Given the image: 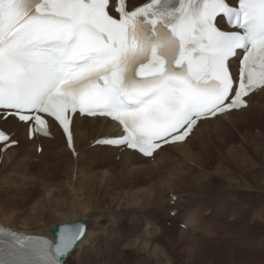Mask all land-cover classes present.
<instances>
[{"label":"snow or ice","instance_id":"6c2138e0","mask_svg":"<svg viewBox=\"0 0 264 264\" xmlns=\"http://www.w3.org/2000/svg\"><path fill=\"white\" fill-rule=\"evenodd\" d=\"M260 90L264 0H0V120L29 139L58 127L72 147L78 114L106 117L121 134L96 143L155 158ZM18 142L0 128V150ZM85 239L84 221L0 226V264H66Z\"/></svg>","mask_w":264,"mask_h":264},{"label":"bare ground","instance_id":"6f19581e","mask_svg":"<svg viewBox=\"0 0 264 264\" xmlns=\"http://www.w3.org/2000/svg\"><path fill=\"white\" fill-rule=\"evenodd\" d=\"M130 1L134 3L131 4V6H134L144 0H129V2ZM263 91L264 90H260L252 94L251 97L261 94ZM249 107L250 103L246 109H241L240 111L234 110L230 113L219 115L206 122H202L194 130V133L188 142L185 144H177L173 147L181 150L183 152V157L166 158L167 161L165 162H173V166L167 170L165 168H167L168 163L163 166L160 165L157 169H154L151 166L148 170H146L148 166L138 165V162H148L155 158H143L136 152L123 148H112L99 145L95 146L94 144H91V142L93 143L99 137L120 134L117 124L106 118H88L79 116L74 118L73 132L74 148L77 152L76 157H74L71 151L67 148L64 136L57 127H53L52 139L35 137L32 141H29L27 133H23V129L18 126L17 122L11 117L8 118L7 121L0 120V122L4 129L11 130L12 132H15L18 128L22 129L21 131H18V133L22 132L21 135L19 134L17 136L16 134L17 139L19 140L20 136L22 143L24 140L28 142L32 147H34V152H36L38 144H41L43 147L40 156L42 161L47 156L49 149L50 151L52 149L56 151L57 147L59 148L62 146L61 152H63L67 159L68 172L70 174H72V171L76 170L78 171V176H80L83 171L82 162L90 157L97 158L96 161H100L98 158H100L99 154L102 152L107 153L106 158L104 157V159L111 158L112 156H117L119 159L118 163L121 169L117 171V173L113 174L114 178L117 175V179H120L119 181H116L118 188L127 185L124 178L127 174L132 172L137 175H143L141 176V180L134 182L136 185L148 182L155 184L156 182L154 181H162L160 186L164 187V190L158 200L161 201L160 203L155 205L153 204L150 208H140L139 203L141 200L138 198H135L134 200L132 199L128 204V207H124L121 201H114L109 206V211H113L115 206H121V208H116L113 212L103 213L101 206L96 203L95 197L92 195L97 189V179H95L97 168H99L97 163L95 162V165L93 164L86 170L85 177L80 178L77 176L72 194L79 197L77 202L78 208H75L71 214L64 216V219H61L64 221L59 222V224L74 222L79 218L86 219L87 239H85L84 242L67 257L66 264H182L178 263V260H182V257H187V260H182L183 264H187L186 262L194 263L195 261L198 264H203L202 262L204 261V263L207 264H214V261H212L211 258L210 260H206L208 257L206 256L207 254H205V251H207L209 247H206L203 240L214 246V248L210 247V251L212 253L210 255L208 254L210 257H215V254L213 253H217L219 255L218 248H222L224 244H226L227 240H229L236 246L240 245L243 249L242 253L238 254L235 253V249L232 248V263L237 261L240 264H264V258H259V253H264V226H262L264 225V188L262 187L264 186V176H261L262 178H260V182L259 180H255L260 187H253L246 178L238 177V181L233 180L234 173L232 172H228L230 174L229 178L221 175L218 176V171L210 173L204 165L201 163L199 164L198 162V158H204L205 155L203 152L199 157L198 155H195L196 153L193 152L195 151L193 149L194 147H192L191 144L192 139L195 138V133L201 131V129H205L206 132L204 133V138H202L201 141L212 147L217 153L222 152L223 147L220 146V144L211 136L210 127L212 126V123H217L221 119H227L232 114L243 113L247 111ZM229 122L231 125L235 123L232 121ZM255 125H260V123L256 122ZM219 128L220 127H218V130ZM234 128L239 127L236 125ZM19 146L20 144L17 147H10L5 151V153H3L0 171L4 172L5 170H8V167L11 165H21V162H24L25 165L32 162L30 159L33 158V156L30 154V151L21 153L18 148ZM173 148L163 150L159 153V155H165V152ZM254 150L257 153L255 156L262 159V163L264 164V152H262L263 148L260 145H256L254 146ZM19 155L21 156L19 157ZM34 157H37V155H34ZM243 159L244 167L249 166L248 172H251L254 158L249 159L246 157ZM188 162L191 164L188 165ZM119 165L115 162L111 164L114 170H116ZM257 165L258 164H256V168L262 171L264 170V165ZM48 169L49 166L35 169L33 168L32 163L25 169L26 176L24 179L26 182L29 181L28 190H30L31 193H33L37 188H40L41 184L47 183V185H50L53 183L50 180L51 176ZM201 172L207 174L204 175ZM111 173H113V169ZM178 173H181L182 175L185 173H191L190 181L192 180V182L189 185H196L197 188L193 190L197 191H193L187 187L184 189L186 194H183L178 187L177 192H172L173 188L170 187V180L180 178L182 175L179 176ZM155 178L158 179L155 180ZM228 181L230 182L226 183ZM66 183L69 184L68 182ZM61 184L62 183H60V185ZM70 185H72V183H70ZM65 187H67V185ZM89 187H94V190L91 189L89 194L83 195V191L80 190H84ZM240 187L253 188L260 191L248 190L246 193H236ZM166 190H168V192H166ZM174 196H177V198L175 199L176 201L172 203L171 201L174 199ZM119 197L122 201L124 200L123 197ZM210 200H212L211 203L208 202ZM247 200L252 201L251 205H247ZM240 201L242 203L243 201H247V203H245V205L241 208L246 214H248L249 208H251L252 214L247 216L243 213L240 218H238V214H236L234 217V214L232 213H235V211H238L239 213V210L236 208V204L237 202L239 204ZM217 202L219 205H222V211H219L220 209L215 210ZM226 202L227 204L224 206V203ZM211 204L213 207L208 208ZM202 209L205 213L203 214V217H207L206 219L201 218V216H198L197 218V213H199ZM86 210L88 213H86ZM229 210L232 213L228 214ZM79 211L80 217H78ZM172 211H175L174 215L171 214ZM228 215L233 218H229ZM0 221L2 224L8 225L4 222L5 220L1 218ZM202 221L204 222L201 223ZM254 221L259 222V224L252 227L250 224ZM168 222H172L171 227L167 225ZM181 222L187 225V230L178 227V224ZM57 225L58 224H55L54 227L49 228L47 232L30 231L35 234H41L53 238L51 229H55ZM203 227L208 228L207 231ZM242 228H244V231L236 232L238 239H236V237L232 238V231L241 230ZM190 229H193V232H190ZM222 232L226 234L223 239L221 238L222 236H219L221 239H214L215 236L222 234ZM206 234L208 236H211L210 234H212L213 237L208 238V236L206 237ZM177 251L178 254H176ZM253 254L258 258L251 257Z\"/></svg>","mask_w":264,"mask_h":264},{"label":"rangeland","instance_id":"374dc122","mask_svg":"<svg viewBox=\"0 0 264 264\" xmlns=\"http://www.w3.org/2000/svg\"><path fill=\"white\" fill-rule=\"evenodd\" d=\"M131 4H134V3L131 2ZM229 121H232L235 123L231 125ZM256 122H259L260 125H255ZM219 124H221L222 126ZM236 125H238L239 128H234V126ZM218 127H220L219 130H218ZM21 130L22 129L18 128V130H16L14 133H16L17 136L19 134L21 135L22 132L18 133V131H21ZM205 132H206L205 129H201V131H198L197 133H195V138L193 137L194 139H192V143H191L192 147H194L193 149L195 151L193 152L196 153L195 155H198L199 157L201 156L202 152L205 155L204 158L203 157L198 158L199 164L201 163L202 165H204L205 168L210 173L212 172L215 173L216 171H218L219 172L217 174L218 176L221 175L223 177L226 176L229 178L230 174L228 172H232L234 173L233 180L238 181L239 178H246L249 181V183L252 184L251 186L260 187V185H258V183H256L255 180H259L260 182L261 180L260 178L264 176V170L262 171L256 168V164H258L257 166H259V164H262V165L264 164L262 163L263 162L262 159L255 156L257 153L254 150V146L260 145L263 148L262 152H264V91L261 94H257L254 97L250 98V107L247 111L243 113L232 114L227 119H221L217 123H212V126L210 127L211 136L216 140V142L220 144V146L223 147L222 152L217 153L212 147H210L209 145L201 141L202 138H204ZM23 133L25 132L23 131ZM18 141L20 143V146L18 147L20 152L25 153L27 151H30V154H32L33 158L30 159L32 162H29L28 163L29 165L28 164L25 165L24 162H21V165H17V166L11 165L10 167H8V170H5L4 172L0 171V218L5 220L4 222L13 228H17L21 230H31L35 232L36 231L47 232L49 228L54 227L55 224H59V222L64 221V220H61V219H64V216L71 214V212L75 208L76 209L78 208L77 202H78L79 197L74 196L72 192L74 191L73 186L75 187L76 177L79 174H77L78 171L76 170L72 171V174L68 172L67 159L65 155L63 154V152H61L62 146H60L59 148L56 146L57 152L53 149L50 151L49 149L47 156L42 161L40 157L41 153L37 152V150L36 152H34V147H32L25 140L22 143L20 136H19ZM200 142H202L204 145ZM201 144L203 147L201 146ZM106 154L107 153H102V152L99 154L100 158L98 159L100 161H96L97 158H94V157L88 158L89 160L88 159L84 160L82 162V168H83L82 174L78 176L80 178L85 177L86 170L89 169V167H91L93 164L95 165L97 163V165L99 166V168H97V174L95 177V179H97V184H96L97 189L95 190V192H93L92 195L95 197L96 203L99 206H101L103 213L113 212L116 210V208H121V206H118V207L115 206L113 211H109V206L114 201H121L124 207L126 206L128 207V204L130 203L132 199L134 200L135 198H138L141 200L139 203L140 208L142 207L150 208L153 204L155 205L161 202L158 200L161 196V193L164 190V187L160 186V183L162 181L160 180L154 181L156 182L155 184H151V182H148V183L136 185L134 182L137 180H141V176H143L142 174L137 175L134 172L127 174L124 178L125 183L127 185L118 188V184L116 183V181H119L120 179L119 180L117 179L118 178L117 175L114 178L113 174L117 173V171L121 169L118 163L119 159L117 158V156H112L111 158L104 159V157L106 158ZM34 155H37V157H34ZM20 156L21 155H19V157ZM168 157L181 158L183 157V152L177 148L169 149V151L165 152V155H157L155 159H152L148 162H142V163L138 162V165L148 166L146 168V170H148L150 169L149 167L151 166L154 169H157V167H159L160 165L163 166L164 164L168 163L167 168H165L167 170L168 168H171V166H173V162H165L167 161L166 158ZM246 157L249 159L254 158L253 168H251V172H248L249 166L244 167L243 158H246ZM2 160H3V157L0 156V168H1ZM183 160L187 162L185 159ZM114 162L117 165H119L116 168V170H114V168L111 166V164ZM31 163H32L33 168L35 169L44 168L45 166L46 167L49 166L48 170L50 171V176H51L50 180L51 182H53L50 185H47V183L41 184V187L37 188L33 193H31V191L28 190L29 181L26 182V180L24 179L26 176L25 169L28 166H30ZM189 164L191 163L188 162V165ZM110 167H111V170H110ZM112 169H113V173H111ZM32 172L35 173L34 171ZM203 174L206 175L207 173H203ZM178 175L180 176L182 174L178 173ZM156 179L158 178H155V180ZM190 179H191V173L189 174L185 173L180 178L170 180V183H171L170 187L173 188L172 192L173 191L177 192L178 187L183 194H186L184 189L187 187L188 189H192V190L196 189L197 188L196 185L194 186L189 185L192 182V180L190 181ZM59 182L62 184L60 185ZM66 182H68L69 184H67ZM222 182H225V181H222ZM229 182L230 181L226 183H229ZM70 183H72V185H70ZM66 185L67 187H65ZM90 187L84 190L81 189L80 191H83V195H87L89 194V191L91 189L94 190V187L92 188ZM262 187L264 188V186ZM145 190H148V191H145ZM248 190L260 191L258 189L240 187L238 188V191L236 193H240V194L246 193ZM193 191H197V190H193ZM166 192H168V190H166ZM119 196L123 197L124 200L122 201ZM175 198L176 196L171 201L172 203L176 201ZM247 201H243V203L240 201L239 204H238L239 201L237 202L236 208L237 210H239L240 214L238 213V211H235V213L234 212L232 213L230 210L228 214L232 213L234 214V217L236 214H238V218H240V216H242L243 213H245V211H243L241 207L244 206L245 203H247ZM81 202L84 204L82 200ZM208 202L211 203L212 200ZM218 202L216 204L215 210L220 209L219 211H222V208H221L222 205H219ZM251 203L252 201H248L247 205L249 206L251 205ZM225 204H227V202L224 203V206ZM211 207H213L212 204L208 208H211ZM86 213H88L87 210H86ZM203 214L205 213L202 209L199 213H197V218L198 216H201V218L206 219L207 217H203ZM249 214H252L251 208H249L248 214L246 215L248 216ZM78 217H80V211H79ZM228 217L233 218L229 215ZM77 220H84L87 223V220L84 218H79V219H76L75 221ZM204 221H202L201 223H203ZM182 224L184 225V227L181 226ZM258 224L259 222L254 221L250 225L252 227H255ZM167 225L171 227L172 222H168ZM178 227L184 230H187V225L183 222L179 223ZM203 228H205L206 231L208 229L206 227H203ZM189 231L193 232V229H190ZM238 231H244V228H242L241 230L232 231L233 232L232 238L236 237V239H238L237 234H236V232ZM212 234H210L211 236H208L206 234V237L207 236L208 238L213 237ZM225 235L226 234L222 232V234L215 236L214 239H221V238L223 239ZM219 236L220 237L222 236V237L220 238ZM203 241L206 247H209L207 251H205V254H207L206 256L208 257L206 260H210L211 258L212 261H214V264H240L237 261L234 263L231 262V260L233 259L232 257L233 252L231 251L232 248L235 249V253L240 254L242 253V250H243L240 245L236 246L233 244V242L227 240L226 244H224L222 248L220 249L218 248L219 255L217 253H213L215 254V257L214 256L210 257L209 255L212 254L210 249L214 248V246L208 244L207 241L205 240ZM238 250H241V251H238ZM220 251L223 253H221ZM176 254H178V251ZM259 254H260L259 258H264V253L263 254L259 253ZM251 257L258 258L254 254ZM185 259L187 260V257L185 258L182 257V260H185ZM182 260H178V263L183 264ZM204 262L202 263L207 264ZM186 263L191 264L192 262H186ZM192 264H198V263H196L195 261Z\"/></svg>","mask_w":264,"mask_h":264},{"label":"water","instance_id":"95a60500","mask_svg":"<svg viewBox=\"0 0 264 264\" xmlns=\"http://www.w3.org/2000/svg\"><path fill=\"white\" fill-rule=\"evenodd\" d=\"M57 228V227H56ZM56 228L55 229H51V232H52V234L55 236V230H56Z\"/></svg>","mask_w":264,"mask_h":264}]
</instances>
